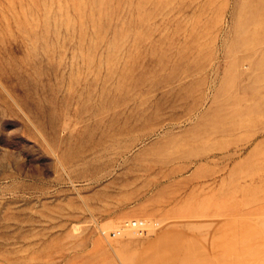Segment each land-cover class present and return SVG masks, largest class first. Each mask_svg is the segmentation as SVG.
I'll list each match as a JSON object with an SVG mask.
<instances>
[{"label": "rangeland", "instance_id": "374dc122", "mask_svg": "<svg viewBox=\"0 0 264 264\" xmlns=\"http://www.w3.org/2000/svg\"><path fill=\"white\" fill-rule=\"evenodd\" d=\"M0 264H264V0H0Z\"/></svg>", "mask_w": 264, "mask_h": 264}, {"label": "built area", "instance_id": "2783aa9c", "mask_svg": "<svg viewBox=\"0 0 264 264\" xmlns=\"http://www.w3.org/2000/svg\"><path fill=\"white\" fill-rule=\"evenodd\" d=\"M144 222L141 221V220H134L133 222L127 224L128 227H131V228H136V229H140L144 226Z\"/></svg>", "mask_w": 264, "mask_h": 264}]
</instances>
